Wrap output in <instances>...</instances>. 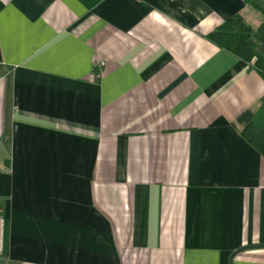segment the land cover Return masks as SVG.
I'll use <instances>...</instances> for the list:
<instances>
[{
    "label": "crops",
    "instance_id": "crops-1",
    "mask_svg": "<svg viewBox=\"0 0 264 264\" xmlns=\"http://www.w3.org/2000/svg\"><path fill=\"white\" fill-rule=\"evenodd\" d=\"M236 15L264 0H0V264H264Z\"/></svg>",
    "mask_w": 264,
    "mask_h": 264
},
{
    "label": "trees",
    "instance_id": "trees-1",
    "mask_svg": "<svg viewBox=\"0 0 264 264\" xmlns=\"http://www.w3.org/2000/svg\"><path fill=\"white\" fill-rule=\"evenodd\" d=\"M207 38L224 49L252 62L264 78V21L258 28L249 25L241 15L227 20ZM264 103L261 112L244 129V136L264 155Z\"/></svg>",
    "mask_w": 264,
    "mask_h": 264
},
{
    "label": "water",
    "instance_id": "water-1",
    "mask_svg": "<svg viewBox=\"0 0 264 264\" xmlns=\"http://www.w3.org/2000/svg\"><path fill=\"white\" fill-rule=\"evenodd\" d=\"M253 247H254L253 245H248V246H244V247H242V248L236 250L235 252H233L232 255H231V258H230V262H231V264H234V263H233V258H234V256H235L237 253H239V252H241V251H243V250H246V249H251V248H253Z\"/></svg>",
    "mask_w": 264,
    "mask_h": 264
},
{
    "label": "built area",
    "instance_id": "built-area-1",
    "mask_svg": "<svg viewBox=\"0 0 264 264\" xmlns=\"http://www.w3.org/2000/svg\"><path fill=\"white\" fill-rule=\"evenodd\" d=\"M2 79V77L0 76V80Z\"/></svg>",
    "mask_w": 264,
    "mask_h": 264
}]
</instances>
